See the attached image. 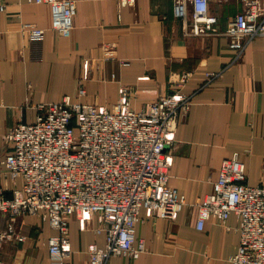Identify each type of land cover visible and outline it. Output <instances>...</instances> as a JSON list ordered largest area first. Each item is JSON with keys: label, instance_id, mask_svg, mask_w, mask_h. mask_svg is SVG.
Here are the masks:
<instances>
[{"label": "crops", "instance_id": "obj_1", "mask_svg": "<svg viewBox=\"0 0 264 264\" xmlns=\"http://www.w3.org/2000/svg\"><path fill=\"white\" fill-rule=\"evenodd\" d=\"M75 1L74 26L66 36L51 29L47 3L0 0V159L8 150L5 133L33 119L31 103L60 100L82 85V102L111 108L127 87L132 107L140 110L190 70L183 90L191 106L167 147L173 156L168 184L185 196V204L174 219L141 209L135 246L141 240L145 249L138 257L113 255L108 264H232L238 217L231 213L224 224L210 219L198 230L197 202L212 190L222 160L235 154L250 184H264V36L250 41L234 61L223 31L241 10V0H209L219 34L201 35L173 16L172 0ZM28 24L44 28V37L31 40ZM210 72L220 74L211 78ZM5 172L1 167L0 188L10 194L14 183ZM7 225L0 213V229ZM16 228L25 239L4 243L0 264H51L48 241L58 231L48 219L26 214ZM98 228L97 218L86 228L71 219L69 264H89L87 245H105Z\"/></svg>", "mask_w": 264, "mask_h": 264}, {"label": "built area", "instance_id": "obj_2", "mask_svg": "<svg viewBox=\"0 0 264 264\" xmlns=\"http://www.w3.org/2000/svg\"><path fill=\"white\" fill-rule=\"evenodd\" d=\"M27 1L47 3L51 29L71 33L75 0ZM172 3L173 16L187 21L192 33L219 34L209 0ZM241 6L223 31L234 61L243 57L250 41L264 36V1L241 0ZM25 31L31 40H41L45 33L34 24L25 25ZM191 74L182 71L169 93L140 110L132 107L127 87L121 88L111 108L82 102V85L60 100L31 103L33 119L17 122L4 135L8 150L0 159V170L5 168L14 187L10 194L0 188V213L8 219L7 227L0 229V248L7 241L25 239L16 228L19 217L39 216L58 231L48 241L51 264H69L71 219L86 228L96 216L105 245H87L89 264H108L118 254L138 257L145 249L141 240L135 246L140 210L174 219L185 204V196L168 184L173 156L167 147L191 106L183 90ZM219 74L208 73L211 78ZM197 206L198 230L210 219L224 224L231 213L238 217L240 237L232 264H264V184H250L248 169L237 154L222 160L212 190Z\"/></svg>", "mask_w": 264, "mask_h": 264}, {"label": "rangeland", "instance_id": "obj_3", "mask_svg": "<svg viewBox=\"0 0 264 264\" xmlns=\"http://www.w3.org/2000/svg\"><path fill=\"white\" fill-rule=\"evenodd\" d=\"M94 218H96V216H95ZM94 218H93V219H94ZM93 219H92V221H93ZM92 221H91V222H92ZM20 234H22V233H20ZM14 241H16V240H14ZM89 244H90V243H89ZM3 245H4V244H3ZM3 245H2V246H3ZM2 246H1V247H2ZM108 261H109V260H108ZM108 261H107V262H108Z\"/></svg>", "mask_w": 264, "mask_h": 264}]
</instances>
